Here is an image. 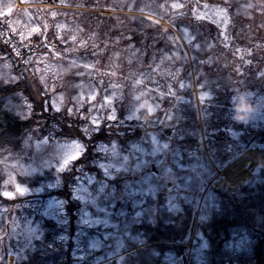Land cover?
Segmentation results:
<instances>
[{
    "label": "rangeland",
    "instance_id": "rangeland-1",
    "mask_svg": "<svg viewBox=\"0 0 264 264\" xmlns=\"http://www.w3.org/2000/svg\"><path fill=\"white\" fill-rule=\"evenodd\" d=\"M88 1L92 4L87 7L84 3L69 5L67 0H0V36L14 35L26 43L46 30H57V24L62 40L77 42L78 51L96 57H66L51 50L26 56L52 94L50 103L55 111L80 115L90 134L105 123L115 127L144 125L167 101L174 107L159 123L170 140L149 132L129 145L118 141L100 145L99 173L79 170L74 194L81 208L73 224L56 196L28 199L12 212L0 202V222L3 217L10 221L16 244L5 264H16L18 256L42 238L43 218L56 223L61 240L72 241L74 264L121 263L136 250L133 247L145 246L142 226L156 222L161 193L168 212L177 215L190 205L194 217L183 243L186 255L169 253L167 261L203 264L208 243L198 224L219 208L215 191L255 186L262 181L264 167L255 168L251 179L238 186L224 182L222 173L248 151L264 152L262 144L246 147L244 143L252 131L264 129V0H218L225 5L216 0ZM78 9L88 18L91 12L102 11L129 17L133 25L139 17L164 25L173 32L168 36L172 48L158 64L137 52H129L127 57H119L122 51L118 57H101L95 49L97 35L68 24L74 17L71 11ZM188 15L218 26L222 50L202 41L205 32L194 34L184 24ZM234 22L238 28L232 27ZM131 48L125 47L128 51ZM14 52L19 53L18 49ZM7 57L0 50V81L5 82L16 79ZM210 57H215L214 61L221 58L224 64L215 71L209 69ZM236 78L240 81L235 82ZM241 95L246 97L247 109L244 121L238 122L234 103ZM8 108L27 117L31 104L18 95L8 101ZM214 126L218 135L209 137L208 129ZM84 153L83 142L68 141L57 133L28 140L20 151L0 150V195L9 198L4 195L7 193L13 195L9 199H15L48 193L44 184L36 186L31 181L49 171L48 185L56 184L59 174ZM12 238L2 245L10 248ZM255 241L246 234L237 235L229 249L240 252Z\"/></svg>",
    "mask_w": 264,
    "mask_h": 264
},
{
    "label": "trees",
    "instance_id": "trees-1",
    "mask_svg": "<svg viewBox=\"0 0 264 264\" xmlns=\"http://www.w3.org/2000/svg\"><path fill=\"white\" fill-rule=\"evenodd\" d=\"M94 1L100 2V0ZM210 1L215 2V0ZM216 2L225 5L222 1L216 0ZM67 3L72 6L84 3L87 7L92 4L88 0H67ZM98 4L103 6L101 3ZM71 12L74 17L68 21L69 26L73 25L80 31L97 35L95 49L101 57H118L116 54L119 51H122L119 57H127L126 54L129 52H137L138 56L154 59L155 64H158L172 48V44L168 43V36L173 32L164 25L151 23L146 18H137L139 21L133 25L130 24L131 18L112 15L108 12H91L89 18L82 9ZM177 15L182 16L180 13ZM184 24L194 34L199 30L205 32L202 41L212 43L217 51L222 50L218 26L193 15L186 16ZM56 26L57 30H46L45 34L34 36L26 43H22L14 35L0 36V50L7 54L13 74L16 76L13 81H0V150L20 151L28 140H40L52 133H57L68 141L83 142L85 153L81 158L73 161L69 169L59 174L60 178L56 184L48 185L51 181L49 171L31 181L36 186L44 184L48 193L41 192L39 195L15 199L0 195V202L9 207L12 212V209L22 205L28 199L47 200L49 197L56 196L63 201L66 218L73 224L81 208L74 194L79 170L84 168L92 173H99L97 170V163L100 161L99 146L113 141H118L121 145H129L141 140L144 134L149 132L158 133L163 140L169 141L159 121L174 107V104L163 101L161 110L150 116L141 126L132 123L127 127H115L112 123L109 125L105 123L97 131L86 133L84 119L80 115H71L65 110L55 111L50 103L52 94L26 60L28 54L38 51L46 53L49 50L66 57H96L91 53L85 54L78 51L77 42L67 43L62 40V33L59 31V26L57 24ZM232 27H237L235 22ZM126 45H131L132 48L128 51L125 49ZM16 49L19 53L14 52ZM214 59L215 57H210L207 67L215 71L220 64L224 63L222 64L221 58L219 60L216 57V61ZM243 78L246 82L248 81V78ZM238 81L240 80L236 78L235 82ZM252 88L257 90L258 87ZM18 95L24 96L31 104V111L27 117H21L8 108V101ZM120 118L122 119L123 116L121 115ZM119 122L122 123L123 120ZM212 123L216 125L214 120ZM217 130L215 126L208 129V136H217ZM244 143L246 147H250L253 143L264 145V129L252 131L250 139L246 138ZM261 177L262 181L255 186L244 185L238 189L222 188L215 191L219 208L209 219L199 224V232L208 243L203 264H259L260 243L264 239V171L261 172ZM191 218L190 205L185 206L184 210L177 215L168 212L164 208V194L161 193L156 222L145 223L142 226L145 233V246L133 247L132 249L136 250L128 254L123 262L114 261L112 264H170L166 259L167 254L176 253L178 256H185L187 249L182 243L186 240ZM6 219L7 217H3L0 222V264H5L11 251L16 248L12 238V225ZM42 226L44 229L42 238L35 240L33 247L25 255L18 256L16 264H74L72 241L66 243L65 237L61 240L60 230L51 219L43 218ZM66 232L68 234V231ZM69 233L71 237L73 231ZM242 234L256 240L255 243L243 251L231 252L229 249L231 241ZM8 238H12L10 248L6 244L2 245L3 242L8 241ZM190 264L196 263L191 261ZM261 264H264V242Z\"/></svg>",
    "mask_w": 264,
    "mask_h": 264
},
{
    "label": "bare ground",
    "instance_id": "bare-ground-1",
    "mask_svg": "<svg viewBox=\"0 0 264 264\" xmlns=\"http://www.w3.org/2000/svg\"><path fill=\"white\" fill-rule=\"evenodd\" d=\"M264 167V152L259 149L248 151L236 165L222 173L224 182L234 186L246 183L252 177L254 169Z\"/></svg>",
    "mask_w": 264,
    "mask_h": 264
},
{
    "label": "clouds",
    "instance_id": "clouds-1",
    "mask_svg": "<svg viewBox=\"0 0 264 264\" xmlns=\"http://www.w3.org/2000/svg\"><path fill=\"white\" fill-rule=\"evenodd\" d=\"M235 99L236 102L234 103V119L238 122H243L247 109L246 97L241 95L240 97Z\"/></svg>",
    "mask_w": 264,
    "mask_h": 264
},
{
    "label": "water",
    "instance_id": "water-1",
    "mask_svg": "<svg viewBox=\"0 0 264 264\" xmlns=\"http://www.w3.org/2000/svg\"><path fill=\"white\" fill-rule=\"evenodd\" d=\"M154 171V167L152 168ZM264 242V239L261 241ZM261 255H262V249H261V245H260V252H259V264H261Z\"/></svg>",
    "mask_w": 264,
    "mask_h": 264
},
{
    "label": "snow or ice",
    "instance_id": "snow-or-ice-1",
    "mask_svg": "<svg viewBox=\"0 0 264 264\" xmlns=\"http://www.w3.org/2000/svg\"><path fill=\"white\" fill-rule=\"evenodd\" d=\"M111 111V110H110ZM97 127H99V125H97ZM21 191V190H20ZM5 196L9 197V198H13V195L12 196H9L7 193L4 194Z\"/></svg>",
    "mask_w": 264,
    "mask_h": 264
}]
</instances>
